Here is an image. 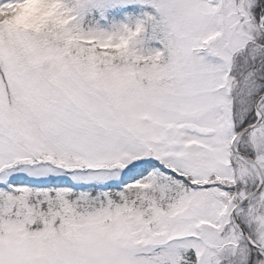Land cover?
I'll return each instance as SVG.
<instances>
[{"label": "snow or ice", "instance_id": "1", "mask_svg": "<svg viewBox=\"0 0 264 264\" xmlns=\"http://www.w3.org/2000/svg\"><path fill=\"white\" fill-rule=\"evenodd\" d=\"M0 264H264V0H0Z\"/></svg>", "mask_w": 264, "mask_h": 264}]
</instances>
